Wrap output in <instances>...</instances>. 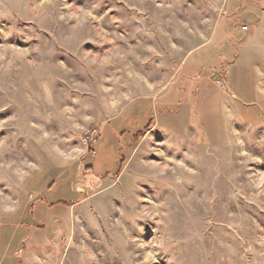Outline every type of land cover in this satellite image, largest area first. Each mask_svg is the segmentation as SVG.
<instances>
[{"label":"rangeland","instance_id":"1","mask_svg":"<svg viewBox=\"0 0 264 264\" xmlns=\"http://www.w3.org/2000/svg\"><path fill=\"white\" fill-rule=\"evenodd\" d=\"M203 49L258 95H192ZM263 94L264 0H0V264H264ZM78 191L26 253L32 203Z\"/></svg>","mask_w":264,"mask_h":264},{"label":"crops","instance_id":"2","mask_svg":"<svg viewBox=\"0 0 264 264\" xmlns=\"http://www.w3.org/2000/svg\"><path fill=\"white\" fill-rule=\"evenodd\" d=\"M230 28H228V31L231 32L230 34L225 35L224 33H220V35L218 36L219 39L217 42H219L218 44L220 45L221 48V51H219L220 57L221 56L229 57L227 49H225V47L222 46L223 45L227 46V44H230L231 41L234 42V44L232 43L231 45L233 46L234 51L237 53H242L239 48L240 46L239 44L241 43V41L237 39V35H234V33ZM216 34H217V26L211 31L210 37L207 41L208 44L206 45V47L209 46L212 42H216ZM209 51L210 50L203 49L201 53H199L200 55H198V53H195V55L193 56L194 58L193 62L195 65H187V60L183 65V67L182 64H180L179 68H182L181 70L186 74V77L184 79L188 83L193 82L194 84L192 89V95H199L198 94V90L200 88L199 84L203 80H205V82L207 80H210L216 86L214 93L212 94L208 93L206 95H258L257 94L258 92H256L255 87L254 89L251 87V89L249 90L243 88V85H246L248 83L252 85L251 77L245 78L244 76L245 75L248 76V71L251 68L255 67L254 63L251 62V64H241L239 61L240 59L232 60V61H227L229 58H227V60L226 58L225 60L222 59L220 60V62L223 61L224 63L223 64L224 72L222 75H219L220 77L218 79L216 77L218 75H216L213 69L210 70L209 68H206L210 66L212 62H214L213 59L206 57V53H209ZM204 62H206L207 64H204ZM235 64H239V66L243 68L241 69L242 73L240 74L242 75V77L240 76L238 77L237 75L234 76L233 69L236 66ZM244 68H248V70L245 71V73L243 72L245 70ZM243 73L245 75H243ZM235 83H236V87H235ZM170 88L171 87H169V89L167 88L165 91L159 93L158 95H171L172 93L169 91ZM216 88L220 90V92ZM166 102L168 101L164 98L163 102L160 104H162L163 107L168 108L167 106L170 105V103H166ZM182 107H184V105L182 106L180 105V109ZM185 107H186L185 112H189L191 108L193 109L196 106L190 103V105L187 104ZM159 122L160 120L158 121L157 124L160 125L162 121L160 123ZM165 125H170L175 127V123H173V121L168 123L165 122ZM117 131L119 130H116V132ZM105 170L106 169H103L102 173ZM105 173L106 172H104V175H109ZM77 193L80 192L78 191ZM61 199H62L61 197H56V195H54L52 198L50 197L46 198L45 196H42L41 198H39V200H37V202L32 203L33 216L35 219L38 220V222H40L39 223L40 225H35V226L33 225V227L29 226L30 230L28 233L25 234L26 238L24 240L25 248L27 251L26 253L37 249L39 245L50 242L51 235L55 236L56 232L58 235L59 230L57 229L59 224L61 225V229L64 230L65 235L70 234L73 217L75 215V211L79 209L82 198L74 203H66L61 201ZM75 199H65V200H75ZM48 224L54 225V228H56V230L50 231L48 229V226H46Z\"/></svg>","mask_w":264,"mask_h":264},{"label":"trees","instance_id":"3","mask_svg":"<svg viewBox=\"0 0 264 264\" xmlns=\"http://www.w3.org/2000/svg\"><path fill=\"white\" fill-rule=\"evenodd\" d=\"M180 104V103H179ZM178 109H179V107H177ZM177 108H176V110H177ZM151 127V122H147L146 123V126H144L143 127V129H140V130H138L137 131V133H135V136L136 137H138L140 134H143V133H145L144 132V130L145 129H148V128H150ZM121 133V131H117L116 132V135L117 134H120ZM122 149V148H121ZM123 149L121 150V154H120V166L119 167H121V165L123 164V162H124V159H125V156H124V154H123ZM120 172V168L118 169V170H116L115 172H110V171H106V173L105 174H112L113 176H116L118 173ZM77 193V192H76ZM77 197H76V199L75 200H65V199H61V201H63V202H66V203H74V202H76V201H78V200H80L81 199V196L80 195H82V193H77Z\"/></svg>","mask_w":264,"mask_h":264},{"label":"built area","instance_id":"4","mask_svg":"<svg viewBox=\"0 0 264 264\" xmlns=\"http://www.w3.org/2000/svg\"><path fill=\"white\" fill-rule=\"evenodd\" d=\"M247 28H248L247 25H242V29H243V30H246Z\"/></svg>","mask_w":264,"mask_h":264}]
</instances>
